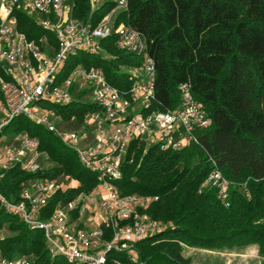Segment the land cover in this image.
I'll list each match as a JSON object with an SVG mask.
<instances>
[{"label":"trees","instance_id":"16d2710c","mask_svg":"<svg viewBox=\"0 0 264 264\" xmlns=\"http://www.w3.org/2000/svg\"><path fill=\"white\" fill-rule=\"evenodd\" d=\"M74 1V18L89 20V0ZM108 10L104 5L91 17L94 24ZM15 15L18 29L30 40L47 34L24 12ZM118 23L131 26L146 41L156 65L157 108H176L180 86L189 84L211 122L195 131L197 143L177 151L146 148L137 141L131 144L133 162L124 164L117 187L123 196H158L146 212L167 228L136 245L135 263L129 254L117 259L122 264H191L192 259L185 256L187 249L255 246L264 264V0H129L128 11L119 15ZM49 39L54 45L52 35ZM102 47L111 59L100 54L76 55L67 61L63 77L82 65L101 68L118 88L129 86L120 67L137 64L139 59L117 49L114 35ZM96 110L89 103H73L60 111L66 120L60 127L78 130L85 113ZM72 115L76 121L71 123ZM9 127L38 138L41 150L55 164L49 174L80 184L78 189H61L50 202V210L78 193H90L99 183L74 151L44 127L23 116ZM213 169L230 182L229 207L221 204L215 188L207 183ZM31 178L13 168L2 178L0 191L6 197H18ZM3 229L8 231L0 240L3 257L28 256L33 264H56L41 231H31L14 216L0 219Z\"/></svg>","mask_w":264,"mask_h":264},{"label":"built area","instance_id":"2783aa9c","mask_svg":"<svg viewBox=\"0 0 264 264\" xmlns=\"http://www.w3.org/2000/svg\"><path fill=\"white\" fill-rule=\"evenodd\" d=\"M128 3L89 0L90 19L81 21L74 18V0H0V182L13 168L32 175L18 197H6L0 191V209L19 218L31 231H41L51 258L61 257L63 264H122L117 256L123 254L135 263L136 245L163 232L167 225L146 212L158 196H123L117 187L124 164L133 162L131 144L137 141L146 148L177 151L197 143L195 131L211 122L189 84L180 86L176 108H157L156 65L146 41L131 26L117 24L119 15L128 11ZM104 5L109 10L94 24L91 17ZM17 11L34 19L47 34L30 40L18 29ZM112 35L117 49L139 59L137 64L120 67L129 86L118 88L101 68L82 65L63 77L67 61L76 55L100 54L111 59L102 46ZM89 96L87 103L97 110L85 113L78 130L61 128L66 120L60 111ZM18 116L44 127L74 151L82 166L98 176L94 190L78 193L50 210L52 199L61 189H70L73 181L49 174L55 164L41 150L38 138L27 131L6 135ZM74 121L72 115L70 122ZM207 183L215 188L221 204L229 207L230 182L221 172L213 169ZM86 211L95 229L82 222ZM0 264L33 261L28 256L5 258L0 248Z\"/></svg>","mask_w":264,"mask_h":264},{"label":"rangeland","instance_id":"374dc122","mask_svg":"<svg viewBox=\"0 0 264 264\" xmlns=\"http://www.w3.org/2000/svg\"><path fill=\"white\" fill-rule=\"evenodd\" d=\"M90 96L85 98L81 103L90 102ZM65 121L64 113H61ZM81 128V127H80ZM44 129V128H43ZM45 130V129H44ZM15 131L12 127H9L6 131V135H12ZM61 181H64L61 177ZM65 182V181H64ZM80 186L79 182L73 181L70 185V188L78 189ZM11 217L7 215L6 212H3L0 209V219H5ZM88 213L85 212L82 222L86 227H91L95 229L96 226H90V222L87 221ZM1 237H5L8 234L6 229L0 231ZM186 257L192 259L191 264H261V258L258 256L257 247H248L245 249H234V250H223V251H207L199 249H187L185 252ZM65 260L59 257L56 261V264H63Z\"/></svg>","mask_w":264,"mask_h":264},{"label":"crops","instance_id":"0c3cea01","mask_svg":"<svg viewBox=\"0 0 264 264\" xmlns=\"http://www.w3.org/2000/svg\"><path fill=\"white\" fill-rule=\"evenodd\" d=\"M87 213H88V217H89L90 213H89V212H87ZM84 214H85V213H84ZM88 217H87V218H88ZM257 252H258V250H257Z\"/></svg>","mask_w":264,"mask_h":264}]
</instances>
